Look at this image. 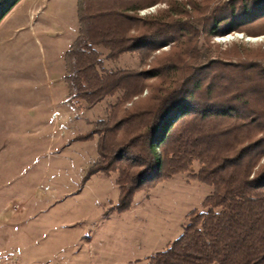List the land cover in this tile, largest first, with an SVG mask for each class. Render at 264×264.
<instances>
[{
  "label": "trees",
  "instance_id": "trees-1",
  "mask_svg": "<svg viewBox=\"0 0 264 264\" xmlns=\"http://www.w3.org/2000/svg\"><path fill=\"white\" fill-rule=\"evenodd\" d=\"M21 1L0 0V24ZM159 1L79 0V35L64 58L66 102L92 109L120 97L106 121L76 140L98 136L90 173L118 175L119 211L138 191L178 175L191 173L213 189L204 210L192 211L183 234L148 264H264V68L220 58L199 65L200 53L183 42L199 37L201 26L208 38L247 32L264 19V0H231L197 20L182 7L151 19L135 15ZM169 45L182 48L140 71L107 70L98 50L110 61L136 53L144 67ZM146 90V99L117 117Z\"/></svg>",
  "mask_w": 264,
  "mask_h": 264
},
{
  "label": "rangeland",
  "instance_id": "rangeland-1",
  "mask_svg": "<svg viewBox=\"0 0 264 264\" xmlns=\"http://www.w3.org/2000/svg\"><path fill=\"white\" fill-rule=\"evenodd\" d=\"M229 1L160 0L135 15L151 19L183 8L197 20ZM78 2L24 0L0 24V264H148L183 234L187 216L203 211L213 192L187 173L138 191L130 208L119 211L118 175L90 173L98 136L76 138L106 121L120 96L92 109L64 103L58 94L53 100L64 86L68 96L64 58L79 35ZM245 29L208 38L201 26V35L186 38L184 48L200 53L199 65L220 58L264 68V19ZM179 49L160 48L143 67L136 53L110 61L98 48L113 71L150 70ZM148 92L123 105L117 117ZM199 169L195 164L194 172Z\"/></svg>",
  "mask_w": 264,
  "mask_h": 264
},
{
  "label": "crops",
  "instance_id": "crops-1",
  "mask_svg": "<svg viewBox=\"0 0 264 264\" xmlns=\"http://www.w3.org/2000/svg\"><path fill=\"white\" fill-rule=\"evenodd\" d=\"M23 1H24V0H23ZM23 1H22V2H23ZM22 2H21V3H22ZM21 3H20V4H21ZM20 4H19V5H20ZM60 81H61V79H60ZM61 86L63 87V85H61ZM64 89H65V86H64L63 88H59L58 93H57V92H53V93H52L53 100H54L55 97H57V94H58V97L61 96L62 99L64 98V103H65L66 100H67V97H65V94H63V93H64ZM62 94H63V95H62Z\"/></svg>",
  "mask_w": 264,
  "mask_h": 264
},
{
  "label": "bare ground",
  "instance_id": "bare-ground-1",
  "mask_svg": "<svg viewBox=\"0 0 264 264\" xmlns=\"http://www.w3.org/2000/svg\"><path fill=\"white\" fill-rule=\"evenodd\" d=\"M250 41H257V39H253V40H252V39H250Z\"/></svg>",
  "mask_w": 264,
  "mask_h": 264
}]
</instances>
